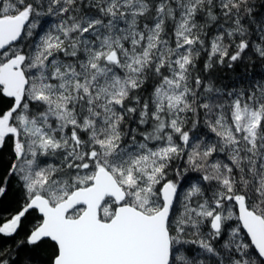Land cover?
<instances>
[{
    "label": "snow or ice",
    "instance_id": "6c2138e0",
    "mask_svg": "<svg viewBox=\"0 0 264 264\" xmlns=\"http://www.w3.org/2000/svg\"><path fill=\"white\" fill-rule=\"evenodd\" d=\"M0 264H264V0H0Z\"/></svg>",
    "mask_w": 264,
    "mask_h": 264
}]
</instances>
